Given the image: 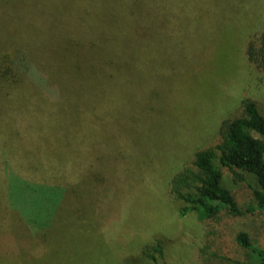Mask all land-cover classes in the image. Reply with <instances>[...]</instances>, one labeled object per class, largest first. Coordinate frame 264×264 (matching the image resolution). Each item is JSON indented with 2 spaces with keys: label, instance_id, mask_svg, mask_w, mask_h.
<instances>
[{
  "label": "rangeland",
  "instance_id": "1",
  "mask_svg": "<svg viewBox=\"0 0 264 264\" xmlns=\"http://www.w3.org/2000/svg\"><path fill=\"white\" fill-rule=\"evenodd\" d=\"M137 2L0 0V33L40 54L49 96L0 97V150L12 165L71 180L66 194L15 191L18 211L0 204V264L264 262V210L202 219L181 214L170 192L244 99L264 114V67L245 50L264 0ZM219 167L241 208L255 207L256 176Z\"/></svg>",
  "mask_w": 264,
  "mask_h": 264
},
{
  "label": "trees",
  "instance_id": "2",
  "mask_svg": "<svg viewBox=\"0 0 264 264\" xmlns=\"http://www.w3.org/2000/svg\"><path fill=\"white\" fill-rule=\"evenodd\" d=\"M137 1L136 4L143 8L151 3V0ZM1 38L3 40H0V97L5 100L12 98V102L15 103L20 96L30 99L38 92L41 97L48 100L46 77L43 74L45 70L40 54L22 36L14 34L4 36L0 33ZM250 38L251 35L245 46L247 57L256 67L263 68L264 24L256 33V39ZM14 114L17 115V125L22 127L24 113L21 110H14ZM219 135L216 144L196 151L191 165L177 171L170 180V192L174 198L185 202L181 214L196 211L200 218L208 219L218 217L222 212L230 216H240L252 211L253 208L264 210V114L260 111L257 101L244 99L240 113L223 120ZM219 165L231 170L235 179L244 178L237 169L256 176L260 188L255 189L257 201L255 207L247 210L241 208L231 190L222 184V171ZM61 174L59 170L42 171L38 168L12 165L8 155L0 150V204L18 211L20 208L11 203L10 199L15 191L24 198L22 194H27L25 187L29 188V192L36 194L54 195L57 189L62 193L65 191L66 194L71 180ZM96 179V189L99 190L105 177L96 176ZM16 181L24 185V189L21 186L17 188L14 184ZM237 239L246 248L252 250L251 247H256L245 230L238 233ZM158 247L157 249L161 251L160 244Z\"/></svg>",
  "mask_w": 264,
  "mask_h": 264
}]
</instances>
